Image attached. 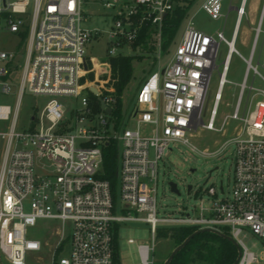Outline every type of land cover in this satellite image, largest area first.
<instances>
[{
  "label": "built area",
  "instance_id": "1",
  "mask_svg": "<svg viewBox=\"0 0 264 264\" xmlns=\"http://www.w3.org/2000/svg\"><path fill=\"white\" fill-rule=\"evenodd\" d=\"M194 1L0 0V35L5 31L17 38L13 50L0 43V264H115V228L119 227V237L120 225L130 222L150 227L153 244L138 246L141 264L154 263L157 232L165 226L227 231L242 252L236 264L258 262L244 240L250 233L264 244V89L247 84L252 73L264 85V53L254 65L261 39L264 47V0L248 59L235 48L247 1L241 0L234 7L237 18L230 40L222 31L208 35L189 22L172 59L162 68L164 25ZM224 2L204 0L201 10L213 20L224 19ZM99 10L113 21L108 53L87 58V45L102 32L84 24ZM222 44L227 54L204 123ZM152 50V67L132 99V109L119 120L114 115L117 79L110 60ZM233 55L246 63V73L233 114L217 128ZM247 90L258 101L242 111ZM27 97L42 104L23 115ZM228 119L239 126L230 130L218 150L204 149L201 154L215 156L227 144L235 145L230 192L226 194L221 183L218 198L210 187L206 192L214 200L209 207L195 209L194 216L159 219V165L170 147L181 144L197 151L190 142L194 132L202 128L226 134ZM109 143L118 145L116 199L110 183L99 178ZM40 222L48 224L44 237L29 238L28 231ZM36 254L41 256L34 260Z\"/></svg>",
  "mask_w": 264,
  "mask_h": 264
},
{
  "label": "rangeland",
  "instance_id": "2",
  "mask_svg": "<svg viewBox=\"0 0 264 264\" xmlns=\"http://www.w3.org/2000/svg\"><path fill=\"white\" fill-rule=\"evenodd\" d=\"M203 2L204 0L194 1L188 16L182 22L180 29L178 30L169 53H161L162 68H165L168 62L172 59L175 49L189 22H192L197 30L208 35H215L217 32L222 31L227 40L231 39L237 13L235 10H230V7H239L241 0H225L223 10L226 18L220 20H213L201 10ZM259 13L260 4L258 3V0H247L245 16L241 22L235 43L236 50L245 59L250 57L251 47L254 40L255 22L258 20ZM112 25L113 21L106 16L103 11L99 10V13L95 12L89 15V21L84 24V27L89 30L97 29L102 32V34L93 39V41L87 45V58H102L107 55L109 47L108 31ZM16 42V37L2 31L0 35L2 48L13 50ZM220 53L221 56L217 62L218 69L214 70L212 74L210 87L207 93V101L203 117L204 123L208 122L214 97L218 88L219 74L222 71L223 60L227 54V47L225 44L221 45ZM263 53V39H261L254 59V65H257L258 62L262 60ZM140 55L138 51L130 52L129 57H134L132 62L133 71L131 80L122 93L121 100L124 113H127L129 109H132V99L142 80L148 74L150 67H152L151 62L156 58L155 51L153 50L148 51L147 54L141 52ZM139 57L141 60H138ZM245 73L246 63L241 57L233 55L226 76L229 83L223 88L222 100L214 124L215 127L221 128L224 118L233 114L240 91V85L244 81ZM252 84L258 88L264 89V85L258 79L254 80L253 74L250 73L247 85L251 86ZM257 101V99H252V93L247 90L242 100V111L248 107L253 108ZM41 102L42 100L27 97L23 106V115H26V113L28 114L31 106L42 104ZM237 126H239V122L228 119L227 126L225 127V130H227L226 134H223V132L215 133L199 128L194 132V136L190 139L191 144L197 148V151L181 144L172 145L170 147L171 151L166 153L165 162H161L159 165L156 196L157 217L159 219L182 218L187 214L194 216L195 209H199L201 206L203 208L209 207L213 204L214 200L206 192L210 187L216 189L218 198H221V183L223 184L226 194L230 192L234 178L235 145L233 143L227 144L215 156H204L201 154V151L204 149H208L211 152L218 150L223 142L229 139L231 133L230 130ZM170 183L177 185L179 194H175L171 191ZM188 186H192L190 194L187 191ZM132 217H136V215L133 213ZM138 217H140V215H138ZM163 228L169 229L172 227L165 226ZM47 231L48 224L40 222L35 228L28 231V237L31 239H40L44 237ZM128 239H133L135 243L129 245L127 243ZM49 241L54 243L55 239L50 238ZM244 243L249 250L255 253L258 257V262L254 264H264V244L250 233L247 234ZM141 244H153L150 227L147 224L130 222L120 225L118 247L121 264H141L138 251V246ZM173 247L174 243L170 239H156L151 260L156 263L162 261L174 250ZM40 256L41 255L36 254L33 258L34 260H37ZM2 263L7 264L6 261H3ZM194 264L201 263L196 262Z\"/></svg>",
  "mask_w": 264,
  "mask_h": 264
},
{
  "label": "trees",
  "instance_id": "3",
  "mask_svg": "<svg viewBox=\"0 0 264 264\" xmlns=\"http://www.w3.org/2000/svg\"><path fill=\"white\" fill-rule=\"evenodd\" d=\"M193 2L183 10H178L174 13L164 25L163 32V51L167 52L169 47L175 40V37L180 29L182 22L188 16V12ZM27 37V32L22 34V41L24 42ZM134 57H116L110 60L112 66L113 77L117 79L115 88L117 92L118 102L114 115L120 120L123 115L122 110V93L132 77V62ZM138 60H141L139 57ZM117 156L118 145L116 143H109L103 151V169L99 175L101 180H106L110 183L114 199L118 189L117 178ZM118 226L115 230V264H121L120 253L118 247ZM198 231L195 227H172L169 229L160 228L157 232V239L164 238L170 239L174 243V249L181 245L189 236ZM228 235L227 231H224ZM170 255V254H169ZM169 255L160 262L153 264H164ZM239 252L237 247L230 241L221 238L220 236L205 232L195 235L188 245L180 251L172 260L170 264H235L238 260Z\"/></svg>",
  "mask_w": 264,
  "mask_h": 264
},
{
  "label": "water",
  "instance_id": "4",
  "mask_svg": "<svg viewBox=\"0 0 264 264\" xmlns=\"http://www.w3.org/2000/svg\"><path fill=\"white\" fill-rule=\"evenodd\" d=\"M235 10H237V8H236ZM91 91H92L93 94L96 93V91L93 90V89H92ZM102 108L104 109V105H102ZM105 111H106V113H108V114L111 113V109H107V108H106ZM136 114H137V111L135 112L134 116H136ZM201 125H202V123H201ZM169 185H170L171 191H172L173 193H175V194H179V191H178V189H177V185H176V184H174V183H170ZM191 190H192V186H188V187H187V191H188V193H190ZM205 232L214 233V234L220 236L221 238H224V239L230 241L232 244H234V245L237 247L238 252H239L238 260L240 259L241 254H242L241 249H240V247H239V246H238V245H237V244H236V243H235V242H234L229 236H226V235H224V234H222V233H219V232H216V231H213V230H210V229H202V230H198V231H196L194 234H192L191 236H189V237H188V238H187V239H186L181 245H179L178 247H176V248L170 253L169 257L166 259V261L164 262V264H170V263L172 262V260L174 259V257H175L180 251H182V250L188 245V243L191 241V239H192L195 235L200 234V233H205ZM238 260H237V261H238ZM237 261H236V263H237ZM236 263H235V264H236Z\"/></svg>",
  "mask_w": 264,
  "mask_h": 264
},
{
  "label": "crops",
  "instance_id": "5",
  "mask_svg": "<svg viewBox=\"0 0 264 264\" xmlns=\"http://www.w3.org/2000/svg\"><path fill=\"white\" fill-rule=\"evenodd\" d=\"M258 3L261 5V0H258ZM230 10H235L234 7H230Z\"/></svg>",
  "mask_w": 264,
  "mask_h": 264
}]
</instances>
